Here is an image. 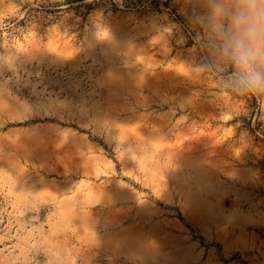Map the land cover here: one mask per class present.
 I'll return each instance as SVG.
<instances>
[{
  "label": "rangeland",
  "instance_id": "374dc122",
  "mask_svg": "<svg viewBox=\"0 0 264 264\" xmlns=\"http://www.w3.org/2000/svg\"><path fill=\"white\" fill-rule=\"evenodd\" d=\"M184 2L0 0V264H264V98Z\"/></svg>",
  "mask_w": 264,
  "mask_h": 264
},
{
  "label": "clouds",
  "instance_id": "9594fccd",
  "mask_svg": "<svg viewBox=\"0 0 264 264\" xmlns=\"http://www.w3.org/2000/svg\"><path fill=\"white\" fill-rule=\"evenodd\" d=\"M199 62L217 95L264 98V0H185Z\"/></svg>",
  "mask_w": 264,
  "mask_h": 264
}]
</instances>
